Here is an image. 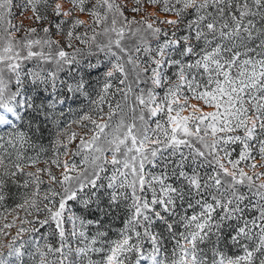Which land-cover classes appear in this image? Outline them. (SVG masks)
Wrapping results in <instances>:
<instances>
[{"label": "snow or ice", "instance_id": "obj_1", "mask_svg": "<svg viewBox=\"0 0 264 264\" xmlns=\"http://www.w3.org/2000/svg\"><path fill=\"white\" fill-rule=\"evenodd\" d=\"M0 264H264V0H0Z\"/></svg>", "mask_w": 264, "mask_h": 264}, {"label": "rangeland", "instance_id": "obj_2", "mask_svg": "<svg viewBox=\"0 0 264 264\" xmlns=\"http://www.w3.org/2000/svg\"><path fill=\"white\" fill-rule=\"evenodd\" d=\"M14 11H16V10L14 9ZM25 15H27V13H25Z\"/></svg>", "mask_w": 264, "mask_h": 264}]
</instances>
